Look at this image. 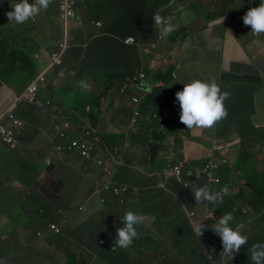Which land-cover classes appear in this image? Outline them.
<instances>
[{
    "label": "crops",
    "instance_id": "0c3cea01",
    "mask_svg": "<svg viewBox=\"0 0 264 264\" xmlns=\"http://www.w3.org/2000/svg\"><path fill=\"white\" fill-rule=\"evenodd\" d=\"M11 1L16 0H0V4L7 3L0 9V115L14 97L46 70L50 55L63 35L58 32L61 26L56 19L58 0H52L48 7L51 9L41 11L35 21L24 24L7 19L6 13L13 11L9 8ZM257 2L259 5L261 0L247 3ZM166 3L167 0H78V4L84 5L78 9L81 18L97 15L102 20L96 23L79 20L71 27L79 41L88 45L85 55L91 69L79 70V77L74 76L70 88L56 82L53 93L40 91L42 100H50L58 111L45 108L33 122L26 123L15 151L0 142V247H3L0 264L13 261L17 264L241 263L238 255L231 261L220 254L222 242L213 227L214 220L222 215L219 207L196 206L192 189L180 185L173 177L161 175L169 162L183 160L187 166L201 167L213 157L225 159L231 170L228 177L220 178L221 184L228 185L230 196L238 194L241 185H247V175L255 176L256 181L264 175V37L247 36V47L240 45L239 39L246 32L239 21L243 17L241 12L235 11L236 23L228 15L218 16L213 22L209 16L197 14L193 21L184 22L181 14L172 18V23L181 28L178 32L185 36L180 40L160 41V53L166 54L171 69L182 77L180 80L185 79L184 83L205 81L206 75H200L196 67L204 64V56L212 61L221 53L219 68L211 73V80L215 79L222 91L230 92L231 99L236 96L245 101L250 99L243 107L230 106L229 116L221 126L193 129L186 139L183 127L170 119L163 126L165 137H159L161 151L146 154L140 145L131 142L129 147L123 148L126 144L123 137L104 139L103 145L95 147L92 161H87L78 151H63L54 154L50 165L46 163L56 145L65 143L54 134V117L68 115L73 107L82 108L87 100L97 103L91 106V112L101 134L108 137L125 134L124 121L127 120L129 128L130 116L138 111L131 105V98L136 94L128 93L124 97L127 101L122 103L123 98L115 92L120 77L108 76L136 67L153 35H158L154 22L150 23L154 9L158 7L161 16L166 9L167 15L163 17H171ZM97 23L116 27L117 33L96 41L92 26ZM137 24L144 29L143 38L136 36ZM233 30L236 34L231 36ZM125 34L139 42L137 52L134 46L117 43L119 36ZM94 61L100 63L99 69L92 64ZM32 67L36 72L30 70ZM89 73L91 80L86 82V89L82 88L80 75ZM124 106L131 110L122 122L117 111ZM104 114L107 118L102 121ZM140 114L143 120L151 118L145 111ZM154 123V119L149 122L151 129L157 130ZM170 127H174L172 134L167 132ZM208 130L216 143L215 149L223 145L221 151L196 142ZM99 159H111L114 171L111 187H126V192L115 195L113 190L101 191L110 179L96 164ZM248 172L251 174L243 175ZM244 193L253 194L248 187ZM236 201L238 206L250 211L244 212L249 219L245 223L246 234L264 233V210L252 212L240 198ZM128 210L144 214L145 223L138 227L139 237L130 248L112 252L109 246L116 239V229L123 226L121 219ZM190 212H193L191 221L187 218ZM251 220L256 221L254 225ZM203 222L208 224V230L201 238L196 237L192 227ZM50 224L60 227L62 235L54 234ZM258 239L264 243V237Z\"/></svg>",
    "mask_w": 264,
    "mask_h": 264
},
{
    "label": "clouds",
    "instance_id": "9594fccd",
    "mask_svg": "<svg viewBox=\"0 0 264 264\" xmlns=\"http://www.w3.org/2000/svg\"><path fill=\"white\" fill-rule=\"evenodd\" d=\"M32 3L30 4L28 0H16L12 1L10 4V11L6 13L7 19L9 22L15 24H24L29 20L35 21L37 16L41 13V11H46L51 4L52 0H30ZM63 0H58V11L59 16L62 20H64L61 16L60 5ZM74 2L73 10L75 13V17L69 20H64L66 23H71L63 33L62 39L57 43L53 53L50 55L49 65L47 66L46 70L42 71L38 74L26 87L25 89L32 84L35 80L39 78L40 75L44 76V80L38 82V96L40 95L41 90H50L52 93L57 86L55 83L58 82L59 84L71 87L73 80L75 79L74 76L79 77V70H83L84 72L91 69L92 66H89L88 57L85 55V49L88 47L87 43L80 42L81 47V57L78 53L75 52L76 56L69 62L66 61L68 56L69 50L71 49L72 45L75 43L73 40V31L71 29L72 24L80 20V14L78 12V0H71ZM19 2V3H18ZM120 19V18H119ZM224 19V18H223ZM221 20V24L223 22ZM243 23L250 33H253L256 36L262 34V39L264 37V0H261L258 7H254L249 9L246 14L243 16ZM152 20L156 29L158 31V35H153L151 43L147 45V48L144 49L143 57L137 60V65L134 69H128L126 71H121L119 74H110L108 78H112L114 76L120 77L119 85L115 92L119 93V95L123 98L122 103H125L127 100L124 98L128 93H135L136 95L131 98V105L134 106L135 111L132 116L129 118V128L133 129L135 136L140 138V132L143 129V136H148L149 141H147V148L150 149L151 153L156 151H161V147L157 146L152 138L153 131L162 132L165 135V130L161 129L162 126H159V113L149 106L147 97L150 96V93L153 91L159 94V102L164 103L169 101L170 99L174 102L179 103L180 114L179 120L180 123L186 126L188 130L193 129H212L215 127L217 123L222 121L223 119L227 118L228 110L225 106V101L230 99L231 93L228 91H222L220 85L216 82L215 79H212L208 82L202 80H193L188 84H184L183 90L181 86L178 85L176 81H181L180 77L176 72L171 69L170 63L165 59L166 54L160 53L161 48V40L169 39L171 34L179 35V40L183 38L185 35H181L178 31L181 28L175 27L172 23V17H162L159 11L153 14ZM98 31H96L95 36L93 39L96 41H102L104 38L115 35L117 33L116 27L106 26L102 23L96 24ZM106 27L105 31H100ZM73 32V33H72ZM185 34V33H183ZM107 40V39H106ZM120 45L123 46H136V39L134 37H126L123 39V36L120 35L117 41ZM61 44H64L66 47L62 49ZM140 48V45H138ZM57 62L55 63L54 60ZM166 60L167 62H165ZM98 61V60H97ZM100 62V61H99ZM93 65L100 68V63L94 61ZM57 74V76H56ZM167 78L169 84H166V81L159 82ZM182 78V77H181ZM51 79V81H50ZM78 80V78H77ZM91 80L90 73L89 74H81L79 83L82 88H87L86 82ZM175 81V82H174ZM53 84V88L49 89L50 85ZM163 84H165L163 86ZM178 85V86H176ZM176 86V87H175ZM160 87L159 89H157ZM24 89V90H25ZM23 90V91H24ZM64 90H69L64 88ZM182 90V91H181ZM22 91V92H23ZM72 91V90H70ZM21 92V93H22ZM20 93V94H21ZM147 95V96H146ZM18 96V95H17ZM15 98V97H14ZM40 100L44 102L43 107H39L33 104H23L22 107L17 111L16 115L20 118L24 125H26L25 121L20 117V113L24 110V106H36L43 111L45 108H50L55 111H58L57 107L50 101V100H42L39 96ZM13 101V100H12ZM11 101V103H12ZM93 99L85 101L82 108H70V113L66 116H55V136L59 139L65 141V143H61L56 145L55 151L51 152L50 156L47 157L46 163L48 165L51 164L52 158L56 152H63V151H78L80 152L83 157L87 161L93 160V153L96 147V143L100 142L101 145L104 144L103 136L97 129L98 122H94V116L91 112ZM10 103V104H11ZM9 104V105H10ZM172 105V104H171ZM170 105V106H171ZM169 106V107H170ZM9 107V106H8ZM165 109L164 117L169 120L171 119L168 114V108ZM131 109H128L126 106L121 107L117 111V114L124 115L127 117L128 112ZM140 111H145L150 113L151 118L144 119L142 118ZM1 116V115H0ZM124 119V117H122ZM128 118V117H127ZM126 118V119H127ZM154 119V129L152 130L151 125L149 122ZM167 123V122H165ZM24 125L22 129L19 131V134L24 129ZM63 133V137L61 136ZM77 133V137L75 134ZM18 134V136H19ZM150 134V135H149ZM74 140L83 141L87 140L89 142V156L87 157L82 151L77 149H69V146L72 144ZM1 142V140H0ZM19 139L18 145L15 149H11L5 145L8 149L15 151L19 147ZM159 143V142H158ZM136 144V143H134ZM58 146H62V150H58ZM159 148V149H155ZM146 149L143 152L146 153ZM111 159H99L96 160V164L102 167L103 172L107 175L110 179L108 182L112 184L114 182L112 179V173L114 172L111 166ZM110 161V163H108ZM214 161L219 164V169L214 171L211 176L203 175L202 171L204 170L205 166L210 162ZM183 163V172L181 176L178 178L173 174H165L163 171L169 165L176 166L179 163ZM187 162L185 161H177L176 163L169 162L166 167L162 169L161 175L166 177H173L176 181L184 186L187 189H192V194L195 199L196 206H204L206 208L211 207L210 204L215 205L214 208L220 207L219 204L223 203L225 197H232L236 201L238 198V194L230 196L229 187L228 185L221 184L220 175L218 172L220 171L222 166L227 165V160H217L216 158H211L208 160L203 166L201 167H190L187 166ZM209 178H219L220 182L215 183L212 181H208ZM104 185V188L106 184ZM202 183V184H201ZM123 188L125 190H123ZM249 188V187H248ZM113 189H119L120 193H114L115 195H121L123 192L127 191L126 187H116L110 186L109 188H105V191L110 192ZM215 189V190H214ZM250 189V188H249ZM214 190V191H213ZM246 190V189H245ZM244 190V192H245ZM251 190V189H250ZM114 192V191H113ZM243 192V193H244ZM253 192V191H252ZM239 193V191H238ZM240 194V193H239ZM239 199V198H238ZM104 201V199H102ZM244 202L243 200H241ZM243 213L248 212L245 211L242 207ZM250 212V211H249ZM252 212H254L252 210ZM193 212L187 214V218L191 221V216ZM208 218H212L209 216ZM123 226L116 229V239L114 243L111 245L115 246V252L117 249H124L127 250L130 248L134 242L139 237V233L137 231L140 225H143L146 220V216L144 214L138 213L133 210H128L125 212L124 216L122 217ZM214 220V219H213ZM215 223L213 224L214 233L217 234L222 242V254L224 257L230 259L231 261L233 258L240 252V249L243 246L248 244L249 237L246 234L248 231L247 225L244 223H237L235 227H233L234 216L231 212L223 214L218 220H214ZM66 221H63L65 224ZM50 230L56 235H62V230L55 224L49 225ZM193 228V232L195 233L196 237H202L205 235V232L208 230V224L205 222L199 223ZM248 253L250 255V259L252 264H264V243L262 242H255L251 244L250 247L247 248Z\"/></svg>",
    "mask_w": 264,
    "mask_h": 264
},
{
    "label": "rangeland",
    "instance_id": "374dc122",
    "mask_svg": "<svg viewBox=\"0 0 264 264\" xmlns=\"http://www.w3.org/2000/svg\"><path fill=\"white\" fill-rule=\"evenodd\" d=\"M249 1H252V0H228L227 2H224L222 0H215V1H213L214 2L213 5H208L205 3L206 0L200 1V2H192L191 0H174L172 2V5L168 9V11H170L172 18L181 17V14H182V17L184 18V22H186V20L193 21L195 19V14H197V15H204L205 17L209 16L213 22L216 21L218 16H224L225 17V15L226 16L228 15L229 19H231L233 22L236 23L238 21V18L235 16V11L241 12L244 16L249 9L259 6L258 4L252 5V4L247 3ZM228 9H231V11H229ZM56 19H57V22L60 23V26H61V29L58 30L59 34L64 33L66 28L71 23H66L64 20H62L59 16V12H57ZM91 20H94L95 23L97 21H102L100 18L97 17V15H94L92 18H89V19L85 18V17H82L80 19V21L82 23H84V22L86 23L88 21L90 22ZM239 21H241L243 23V19H240ZM242 27L246 31L244 33L245 35L241 36V38L239 39V43L243 48L247 47L245 44V39L247 38V36H250V37L252 36V37H256V38L262 37V34L259 36H256L253 33H250V31L247 29V27L245 25H242ZM92 28H93L94 32L98 31V28L95 26V24L92 26ZM105 30H106V27L100 31H105ZM235 34H236L235 30H233L230 33L231 36L235 35ZM204 58H205L204 64L198 65L196 68L200 70V75H206L205 81L207 82V81H210L211 78L213 77V74H211V73L213 71H216L219 68L218 63L221 60V53L217 54V56L213 57L212 61L206 60L208 57L204 56ZM210 58H211V56H210ZM183 80L185 81L184 78L181 81H176L178 83V85L181 86V88H183L184 84L190 83V82L184 83ZM177 103L178 102H174L168 108V114H169L171 120L179 123L183 127L184 136L186 139H188V136L186 134V131L188 129L186 128L185 125L180 123V120H179L180 108H179V104H177ZM225 103L228 104V106L243 107L245 104L250 103V99L245 101L243 97L236 96L230 102L226 100ZM122 117L127 118L124 115H120V120L122 122H123ZM106 118H107V116H106V114H104L102 116L101 120L102 121L106 120ZM165 122H168V120L166 119V117H164V114L163 113L159 114V126H162L161 129H163ZM124 127H126V128L124 130L125 134L123 136L120 135L118 137L117 136L115 137V136L111 135L108 137V135L102 134L103 140L104 139L105 140H109V139L120 140L121 138L124 137L126 140V142H125L126 144H125V146H123V148L129 147L128 144H130V142H131V144L136 143V144L140 145L141 148L143 150H145L147 148V139L137 138L135 136L133 129L127 127V120L124 121ZM190 131H192V130H188L189 133H190ZM167 132H168V130H167ZM196 142L204 144V145L212 148L215 151L216 150L221 151L223 149V145H220L217 149H215L216 143L212 139V136L210 134V130L205 131V133L200 137V139L198 138V140ZM165 143L167 145H170L168 142H165ZM101 144L102 143L97 142L96 146L99 147ZM146 154H151V150L146 149ZM233 166L235 167L236 165L234 164ZM262 178H264V175ZM110 186H111V184L108 182L106 184L105 188H109ZM12 199H15V197L13 196ZM255 222H256L255 220H251L252 225H254ZM0 229H2V227H0ZM256 235H257V238L264 237V233H262V232H257ZM0 249L3 250V247L1 246ZM12 264H17V262L13 261Z\"/></svg>",
    "mask_w": 264,
    "mask_h": 264
},
{
    "label": "trees",
    "instance_id": "16d2710c",
    "mask_svg": "<svg viewBox=\"0 0 264 264\" xmlns=\"http://www.w3.org/2000/svg\"><path fill=\"white\" fill-rule=\"evenodd\" d=\"M200 1H204V0H192V2H200ZM214 0H206V4L208 5H213ZM227 1V0H226ZM170 2L171 0H167V7L166 8H170L169 5H170ZM259 2V1H258ZM258 2L256 3V5L258 4ZM7 4V3H6ZM6 4H0V9H2L4 7V5ZM53 6V5H52ZM162 6L163 3H162ZM81 7H84L83 4H78V9L81 8ZM158 8V7H157ZM157 8L154 9V11L156 12L157 11ZM51 8H49L48 10H50ZM229 11H231V9H228ZM57 11H58V7H57ZM167 10L166 9H163V14H162V17L163 16H166ZM243 17H241L242 19ZM139 19H137V23H138ZM153 20L151 19L150 20V23L152 24ZM136 28H137V32H136V36L139 37V38H143L144 37V29L140 28L138 26V24L136 25ZM129 34H125L123 35V39H125L126 37H128ZM61 37H63V35H61ZM73 38H74V44L72 45L71 49L69 50V53H68V56L66 58V61L69 62L71 61L75 56V52H78V54L82 56L81 53V47H80V42L79 39H78V35L76 34V32L73 33ZM169 39L170 40H176V34H171L169 36ZM177 39L179 40V35L177 36ZM145 40L146 42H148L147 40L149 39H143ZM152 41V39H151ZM136 46L135 48L133 49L135 52L138 51L139 49V42L136 40ZM123 51H126L125 48L122 49ZM88 53V47L85 49V54ZM17 61H19V59H17ZM30 70L32 72H36L35 69L32 67L30 68ZM57 76V74H56ZM163 81H166V84L168 85L169 84V81L167 80V78H164L163 80L159 81V82H163ZM165 84H163L164 86ZM53 88V84L50 85L49 89H52ZM160 87H158L157 89H159ZM147 96V95H146ZM232 99H228L227 101H231ZM148 103H149V106L154 108L157 113L159 114H164L165 113V109L167 107H169L171 104H173V101L170 99L169 101L167 102H164V103H160L159 102V94L158 93H155V92H151L150 93V96L147 97V100ZM97 104L95 101H92L91 105H95ZM179 104V103H177ZM225 106L228 110V116H229V109H230V106H228V104L225 103ZM24 110L21 111L20 113V117L25 121V123H31L33 122L36 118L39 117V114H40V111L41 109H39V107H36V106H24ZM227 116V118H228ZM227 118L223 119L222 121H220L219 123L216 124V127H219L221 126L226 120ZM124 119H126L124 117ZM179 124V123H178ZM174 127H170L168 129V132L169 133H174L175 131H171ZM143 132V129L141 130L140 134V138L142 139H147V141H149V138L146 134V136H143L144 134L142 133ZM159 133V134H158ZM153 132L154 135H152V138L154 139V142L156 143L157 146H159V143L160 142V138H164L165 135L162 133V132ZM186 134L188 136V138H190V133L188 132V130L186 131ZM77 137V133L75 134V137H72V139H75ZM161 149V148H160ZM248 168V167H247ZM229 170H231L229 167H227L226 165L225 166H222L220 171L218 172V175L222 176V175H226L228 177V174H229ZM246 174H251V172H248V173H243V175H246ZM246 183L247 185L243 184L239 187V193H238V198H240L241 200L244 201V203H246L248 205L249 208H251L254 212L256 213H260L262 210H264V185L262 184V181L264 180V178L260 179L259 181H256L255 180V176H249L247 175L246 177ZM256 182V183H255ZM258 183V184H257ZM202 184V183H201ZM104 185L105 183L103 184V186L101 187V191L105 192V188H104ZM249 187L252 191H253V194H250V195H245L244 190ZM235 199L232 198V197H225L224 200H223V203L222 204H219L220 207L218 208L219 211L222 212V215L225 214V213H229L231 212L234 216V222H233V227H235V224L237 223H246L249 219L247 217V215H245L243 213V210H242V207L238 206L237 205V201H234ZM249 212V211H248ZM221 215V216H222ZM249 237V241H248V244L246 246H243L242 247V254L239 252L237 255L239 256V258L241 259L242 258V261L240 264H252V261L250 259V255L248 253V247L251 246V244L255 243V242H262L260 239L257 238V235L256 233L252 236H248ZM251 242V243H250ZM263 243V242H262ZM122 251V249L120 250ZM76 262V260H75Z\"/></svg>",
    "mask_w": 264,
    "mask_h": 264
},
{
    "label": "built area",
    "instance_id": "2783aa9c",
    "mask_svg": "<svg viewBox=\"0 0 264 264\" xmlns=\"http://www.w3.org/2000/svg\"><path fill=\"white\" fill-rule=\"evenodd\" d=\"M74 2L71 0H63L60 5V11L61 16L64 20H69L75 17V13L73 10ZM62 49H64L66 46L64 44H61ZM54 60V59H53ZM55 63H57L54 60ZM44 80V76L40 75L37 80H35L32 84H30L21 94L16 96L12 103L9 105L7 110L0 116V140L3 145L15 149V147L18 145V134L19 131L22 129L24 123L23 121L17 117L16 113L17 111L22 107L23 104H33L37 105L39 107L44 106V102H42L38 96V82H41ZM61 136L63 137V133H61ZM77 149L79 151H82L87 157L89 156V142L87 140L83 141H77L74 140L72 144L69 146V149ZM58 150H62V146H58ZM219 169V164L210 161L202 171L203 175L211 176V174ZM165 174H173L177 176L178 178L181 176L183 172V163H179L176 166L169 165L166 169L163 171ZM208 181H212L215 183H219V178H209ZM123 190H125L123 188ZM114 193L118 194L120 193L119 189H113ZM110 249L112 251L115 250V246L111 245Z\"/></svg>",
    "mask_w": 264,
    "mask_h": 264
}]
</instances>
